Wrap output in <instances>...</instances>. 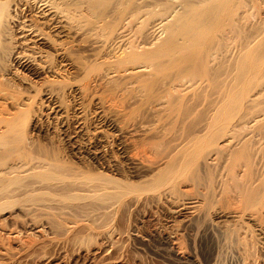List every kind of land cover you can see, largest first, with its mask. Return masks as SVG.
I'll return each mask as SVG.
<instances>
[{"label":"bare ground","instance_id":"6f19581e","mask_svg":"<svg viewBox=\"0 0 264 264\" xmlns=\"http://www.w3.org/2000/svg\"><path fill=\"white\" fill-rule=\"evenodd\" d=\"M107 1L108 0H0V60L5 61L7 63H11L9 62V59L10 58L14 59L15 60V71H20V73H22L21 79L23 81H28V79L26 78L27 76L31 78L30 81H32L33 83H38L37 87L30 86V85L26 86L27 89H30V88L35 89L31 93H28L27 90L23 92L20 88L21 86L18 85V83L17 84L14 83V81L13 83H11L10 77L7 80H8V83L10 84L9 86L12 87L11 89L10 87L5 88L3 87L2 84H0V186L2 184H5L8 187L6 191L5 186H3V189H5L4 190L5 192L1 191L3 190L2 187L0 188L1 189L0 190V212L5 211L6 209L7 210L14 209L15 206L18 205L19 200L22 201L19 203V205L21 203L24 204L23 198L27 196L28 198L32 197L35 194L36 190H38L35 188L36 186L34 187V183H32L31 187L29 186L30 189H27V190L24 189L26 192L22 193L21 191V193H19L21 196H25L21 198V196H19L18 194L17 196L14 195L15 192L17 193V190L19 188V186H17L18 184L15 186V181L17 182L18 180L19 183H21L20 182V179H21L22 184H23V180H24V185H26L27 182L25 181L27 180L24 179L25 177H28V180L30 181L31 179L32 180L34 179L33 181H37V182H38V179H37L38 177L40 178L39 180L40 183L41 184L43 183L42 186L46 187L45 189L47 191L45 192H48V191L50 192L51 189H52L51 190L52 192L54 191L60 192L61 194L60 199L61 201H64L62 205L63 209H61L62 208L61 205L59 206L60 210L62 211L64 210V208L66 209L67 208L70 209L74 207L81 208V207H84L85 205H89L87 203L91 202L93 203V205L95 206L97 205L96 207L91 205V207L96 208V209L99 208L97 209V211H94V215L106 214V216H108L111 214V213L108 214V212H112V213L115 212V214H117L116 211L119 210L120 212V205L123 204V206L126 208V209H124V207L122 208V210L124 209V213H125V210L135 211L141 207L144 213L153 215V213L160 212V214L166 219L175 218L176 216H179L182 219L187 220L188 222H195L196 224H200L201 222L202 224H205L208 227L215 226L219 230L218 234L222 235L223 239H225L226 241V245L224 244L225 246L222 245L223 242L220 243L221 246H212V249L210 251L211 257L209 256L211 260L205 264H224L225 260H227L226 258L228 255L231 256L228 259L231 260V258H233V260L235 261V264H264V259H263L264 257L262 255L264 253V246H259V244H261L260 241L264 239V140H263L264 139V116L259 117L258 115L257 116L251 115V117H249L250 115L248 116L246 113H244L245 115L239 114V111L242 109H245V108L248 109L250 108V106L252 107L253 105L255 107V103L258 100V97L255 96L253 93H251L252 88L254 87V81L252 80L251 77L252 76L257 77L259 75V77L262 76L261 78H264L263 77V74H264V61H263L264 60V45L262 44L264 42V39H262L264 37V31H263V34L261 33L262 35L259 34L260 37L258 36V34L257 36L255 35L253 39L249 40V42L251 41L249 43L247 40L250 36L248 31L246 30L247 31L246 35L248 34L249 36L246 38L245 35L243 34L245 33L243 32L244 29L240 27L243 33L240 32L239 35L243 37L240 38L241 41H239V44L236 42L238 44L237 46L238 51L236 55L232 56L231 54V57L232 58L234 57V58L233 59L231 58L230 60L229 57H226V55L228 54L226 53L224 56V52H223V54H220V55H223V57H226V59L223 58V60L220 61V56H218L219 64L216 63L215 66L213 65L215 68H213L211 61H213L212 59H215V58H213L211 55L213 54L212 50L210 52L211 54H209L208 49H205V48H207L210 44L215 42L214 40L216 39L217 36L215 37L214 40L211 38L212 41L211 39H209V36L212 37V34L210 33L214 31V28L217 29L215 25L219 24L218 25L219 28L223 27V25L219 23L218 21L221 20L222 15L225 13V9L229 3L228 2L229 0H219L218 2H215L217 0H214V3H213V0L212 1L211 0H200V2L198 3L199 7H201L200 5H203L204 3L209 4L210 2L211 4L210 6H208L207 4H206L207 6H205L204 4V7L202 6L203 8L202 7L196 8L195 4L190 3V1L188 0L190 3L189 4L185 0L186 1L185 6H186V9H188V10L184 9L186 15L185 13L183 14L185 15V17L184 15H183V18L181 15H179L180 17L178 18L176 16L177 24L180 21L185 20L184 22L185 25L183 24V22H181V24L184 25V28H182L180 25H178L179 28L178 26L177 27L175 26V28L174 27L172 28L169 25L171 23L168 22V20L172 19L173 16L168 15L166 16V18H164V16L169 12V10L173 9L172 6L173 7L176 6L174 4H171V7H170V4H169L170 0H169V3H168V0H138L136 2L137 4H133L130 11H129L130 6L128 5L133 3L132 0H114L115 2L113 5L114 12L111 11L110 15H113L115 17L112 16L113 18L111 17L112 21L110 22H114L113 25H116L115 22L116 23L119 22V23H117V26L113 28H112L113 26L112 25L111 26L112 29L110 28L111 30L108 29L109 34L108 32H105L106 35L108 34L107 37L106 35H104V33L102 34V36L100 35L101 37L100 39L102 40L101 43L99 42V38H97L98 34L96 35L94 34V36L92 34L93 37L96 36L95 38L98 39V41L95 44V46L98 45L96 46V48H98L97 52L96 51L94 52L96 56L94 57L95 61H92L94 63L96 62L97 65L91 64V63L90 65H88V61L86 64V61L84 62V57H83L84 55H80L79 58L78 57L76 58L78 60L75 59V62L77 61L76 62L77 65L74 66L75 65L74 60H73L74 58L73 59L71 58L72 48L75 46L76 48L79 49L80 47L78 45L85 43L86 39L84 40V38L86 37L85 35L86 32L84 31L86 29L85 27L87 24L86 23L87 14L90 13L91 8L96 9V7H93L94 4L96 6L100 4L102 5L104 4V2H106L107 4ZM135 1L136 0H134V2ZM185 1L183 0V2ZM106 4L104 5L105 8L107 6ZM177 4H179V6L184 5L182 3H177ZM122 5L124 6V10H123ZM126 5L128 6V9H125ZM104 6L102 7L104 8ZM185 6H183L182 8H184ZM120 7H122L123 11L118 10ZM156 8H159V9L161 8V9L160 10L157 9L158 12H156ZM112 10H113V7H112ZM126 10L129 12L128 13L124 12ZM142 12H144L145 17L147 15V19L150 16H153V18H156V16H160L162 14L161 18H163L165 22L159 18V21L162 20L163 22V23H160V27L163 26L164 24V26H166L164 27V29L166 28L165 30L166 31L168 30V31L166 32L164 30V32H166L165 33L166 35L164 34L165 35L164 40H162L163 38H161L162 40L161 43L158 44V39L156 42H152L153 44H151V46H147L149 44L142 45L141 43L140 44L138 43V41L140 40L139 39L140 37L138 35L139 32H136V30L140 28V26L144 28V25H143L144 23L147 24V19L144 17ZM159 13L160 15H158ZM97 14H100V13H97ZM106 14L107 13H105V15L103 16L102 14L100 15V19L97 21L98 22L97 25L99 28L96 27L95 28L96 31L97 29L104 31L108 27V25L106 27V23L110 19V15H106ZM139 14L143 15V17H140V18L142 19L144 18L145 21L143 20L144 21L143 24L141 23L142 21H140L139 23L140 26L138 24V27L134 31L135 29L134 27L136 26V23H134L135 24L134 27L129 26V25H131L132 23L131 19H133V16H134V19H136L137 18L136 16H138L139 18L140 16ZM179 14L181 13L179 12ZM98 16L99 15H97V18ZM170 16L172 18L167 19ZM75 18H77L78 22ZM223 18L224 17H222V20ZM73 19H75L77 23L76 26L75 24H71L74 21ZM149 20H152V18L151 19L149 18ZM172 20H173L172 23L176 21L174 20V18ZM129 21L130 23L127 26L126 22H129ZM159 21L155 22L156 26H157V22L159 23ZM165 23H169V24L166 25ZM70 24L76 27L75 34L76 35L80 34L81 36V38L78 39L77 41L79 43H76L77 45L73 44L74 39L72 41H69V36L71 35V32L74 30V29L72 30V26ZM93 24L95 25V22H93ZM171 25L174 26V24H171ZM145 28L143 30H145ZM88 31L89 33L87 34L89 35L92 30L90 31L89 29ZM125 31L134 33L135 36L138 35L139 40H137L133 34L126 35L127 32L126 34L123 35L122 33ZM141 32L143 31H140V34ZM145 32L146 31L143 32L144 35H145ZM148 32L151 33V31H148ZM213 36H214V33H213ZM16 38H18V41L16 40ZM135 39L137 40V42H135ZM217 39H219L217 40L218 42L221 40V38H218V37ZM261 40H263L262 43H260ZM207 41L208 42L210 41V42L208 43ZM92 42H93V39H92ZM216 42L213 43L214 44L213 46H215V44L217 45V47H218V44L219 46H221L220 43L217 44ZM13 44L15 47H17V49H15V47L12 46ZM84 46H86V44H84L83 47ZM91 46H93V44H91ZM203 46H206V47L203 48ZM252 46L254 49L252 48L251 50ZM208 48L210 51V48L212 47L209 46ZM224 48L226 47L225 46L222 47V49ZM78 49L76 50L78 51ZM193 49H194V52H196V50L198 51V50L203 49V51L201 52L202 54H205V55L206 53H208L205 58H203L202 56L199 57L200 60H204L203 64H205L204 63L205 61L208 62L207 64H205L204 67L202 66V63L199 61V59H198L199 62H197L198 65L200 63V66H201L200 68H201L202 73H203L202 68L206 71L205 69L206 65L208 66L210 65V67L212 66V68L208 67L211 70H208L207 68L208 72H206L205 75L202 73L201 74L202 76H204V78L205 76H207L206 80L204 79L207 83L205 81L204 82L207 85L209 84V86H211L213 89H215L214 90L215 92L214 93L212 92L213 94L210 93L211 95H213L212 96L213 98L208 99V102H207V99L204 100L203 102L206 101L207 104L206 103L205 104L211 105L212 108L214 106L217 107L216 104L217 105L219 104L217 109L213 108L214 109L213 115L205 116V118L203 116L202 119L196 118L198 116L196 114L197 110L195 109H199V108L197 107L195 108L194 101L197 98V96L195 95L193 90L195 89L194 88L195 85L197 86V84L203 83V79H202V76H200V74H196V73L192 74V72L194 71H191V70H193L194 67H193V63L190 58L192 57L193 60L195 61V59H197L196 55L199 54V52H196L197 54L194 53L195 57L191 56V54H193L191 53L193 52ZM219 49L221 51L220 47ZM188 50L189 52L191 50L192 51L189 54H187L188 53L187 52L186 53L187 55L184 54L185 51H188ZM204 50L206 52H204ZM216 52H219V50ZM94 53H91V55H93ZM80 54H82V52H80ZM110 54H112L113 56H111V60L108 62L110 58H108L107 56H109ZM215 54L218 55L217 53ZM73 55H74V52H73ZM188 55H190L191 57L189 58ZM76 56H78V54ZM104 57L108 58V60L106 61L107 64L105 63L101 64V62L100 64H98V60L96 59L99 58L101 61V58L105 59ZM187 57L189 61L186 59ZM208 57H210L209 60H207ZM190 61H191V64L190 65L188 64L189 68H191L190 70L189 68H186L185 70L180 69L181 68L180 66H178L180 67L179 69H175L177 67V63L178 64L183 63L186 66L185 62H190ZM215 61H218V60H215ZM220 62H223V63H220ZM147 64L154 66V69L150 68L151 66H149L150 70L153 69L152 71H154L155 73L154 75L156 76L154 83L156 85H157V82L160 84V90L163 91L165 96L168 97L169 93L176 92L175 95L176 94L180 95L178 96L179 98H177V101H180L182 103V100L186 98L189 102L192 103L191 105L192 107L188 105V102L187 104L183 102L184 105L186 106L185 107L186 109H187V106L190 107V109L188 108L189 114L186 111L187 116H182L183 111L181 110L182 111V114L180 115L181 117H178V116L176 117L175 115L176 118L175 117L172 118L173 120L172 121L170 120V122L162 121L161 118H159L160 120H157L158 119L157 117L156 119L157 123L153 127L151 126V124H150V127L147 124L148 126L138 125V127L134 129L131 128L129 139L131 138L132 139L130 140L131 142L130 141L129 142L131 143L132 148H131V151L127 152L128 156L130 154L128 158L129 160L131 158L130 160L131 163L125 166L126 171L122 168L123 166L119 164L120 163L119 160L118 161L115 160L114 155L110 156V154L107 155L103 151L99 150V151H95L94 153H92L93 159L98 162L102 161V163L101 162L99 163L100 166L101 165L104 166L101 169H107L109 171H114L116 173L115 175H108L100 171L98 173H95V175H90V174H93L94 168L99 169L98 167H94L95 165L94 162H93L94 164L93 168L90 163L87 164L84 162L79 164L78 167H76L72 165L73 163L72 164L70 163L71 161L69 162V160L67 161L63 158V155L65 154L61 155L59 152L55 151V146H54L55 152L52 151L51 153H49L46 150V148L44 149L40 146L41 143L39 144L36 143L38 141H36V139H34L31 136L32 131H36L37 125H41L40 127H37V129L38 128L41 129V127L43 126L42 124L44 122V119L48 117L49 118L51 117L52 119H55V120H57L56 118H59V119L62 118V115H64V113H66L67 111L65 110L66 106H68L65 103V100L72 93L73 95H76L74 94V92L79 93L81 98L88 97V96L91 97L94 95L95 89H91L90 82H84L82 84V81H84L83 79H85V81L91 80L88 72H90L93 75L91 77L92 78L91 82L93 83L95 82L96 83L95 86L98 88L105 87L106 83H110V84L112 83L115 86L117 83H116L114 75H117L116 74L117 72L118 74H120L119 71H121V69L124 70V71L122 70L123 71L122 73L128 72L130 74L129 78H126V81H124V84H127V83L132 84L136 82L140 86L142 85L150 86L151 88V84L153 85L152 83L153 81L150 79L151 76L149 75H152L151 74L152 71H149L148 69H146L148 67ZM183 64L181 65L183 66ZM196 64H194V66ZM87 65L88 66L92 65V66L91 68H87ZM99 65H102V66L107 65L108 66L107 68H109L108 71L107 69L103 67L105 69L104 70L105 73H103V70L100 69L102 70L101 71L102 74H101V72H98L100 68ZM169 65L172 66V68L168 69L169 74L168 75L166 74V76L162 77V75H165L163 74V72L168 73L165 67L168 68ZM93 66L94 67L96 66L95 69H97L96 77L94 76L96 72L90 71V70H94L92 69ZM142 67L144 70L143 73H144L145 78H143V75L141 76V74H138L139 76L134 78L133 75L140 72ZM139 68L140 70L137 71ZM73 69L77 70V72L79 71V73L82 72L83 74H85L82 76L87 77L88 75L87 78L89 80H86V78L84 77H81V79L79 80L77 77H75L76 81L72 83L73 84H76L75 82L78 83L77 79L79 80L80 83H78L79 85L77 88H73L74 85L72 83H69L70 76L72 75ZM195 69H197V67ZM147 70L149 71L147 73L148 74L147 78L150 77L148 80L146 79V76H145L146 75L145 71ZM155 70L157 72H155ZM201 71L199 70V72ZM23 73L24 74L26 73L25 74L26 76H24ZM122 73L121 75L123 76L127 74V73L126 74H122ZM156 73H159L161 75L160 77H162V80L160 79L159 81L158 79V81H156L157 76L159 77V75H156ZM188 73H190V76L188 75ZM81 74L79 76H81ZM191 75H193L192 79H190ZM130 76H133V78L137 79V81H134L132 77L131 78L133 80L130 79ZM93 77H95L94 80H93ZM120 77L119 78L117 77L116 79H120ZM184 78L189 79V82L188 80H185L188 82V84L186 82L185 83L189 85L188 90L190 89L189 90L190 93H187L188 95L185 94L186 85L183 82ZM250 78H251L250 84H248V81ZM128 79H130V81L132 82H128ZM149 80L151 82L148 84L147 82ZM121 82L120 83L123 85V81ZM260 82L261 81H259V83ZM189 83H191V85ZM205 83H203L204 86L206 85ZM251 83H252V87L249 86L251 85ZM155 84H154V88L159 86V85L156 86ZM182 84L184 85V87H182ZM108 86L110 85H107V87ZM120 86H118V88H120ZM181 87L185 89V91L183 92L185 95H181V92L183 91ZM118 88L117 90H119ZM145 88L146 87H142V90H144V92H147L149 87H147L148 88L147 90H145ZM198 88H196L197 89L196 92L198 91ZM127 89L129 90L130 86L127 88H124L125 91L120 90L119 94L121 95L122 92L127 93L128 92ZM152 89L151 90L149 89V91L152 92L153 91ZM108 90L109 89H107V91ZM112 90H114L112 91L114 93L119 92V91H116L114 87L112 88ZM206 90L208 91V94H209L210 92L209 88H207ZM110 92L107 94L109 95L108 97L110 98V94H113L111 97L116 98L114 97L115 94L112 92L110 93ZM129 92H128V95H129ZM150 92H147L146 95L149 96ZM203 92H205V89ZM134 93L136 94V92ZM25 94L26 96L24 97ZM100 94L102 95V93ZM152 94H154V92ZM208 94L207 96H204V97L208 98ZM161 95L162 93H160V97L156 98V100L157 99L158 100L167 99V97L165 98L164 96H161ZM41 96L44 97L45 100L41 98ZM103 97L105 100V96H102V98ZM108 97L106 98L108 99ZM144 97L146 98L145 95ZM113 98H110L109 100ZM119 98H116V99L119 100ZM122 99H124L123 96L121 100ZM150 99L151 98H149V100ZM115 101L118 102L117 100ZM168 102H171V101H168ZM197 102L195 101V103ZM7 104L11 105L12 109L7 110L5 107ZM174 104H176V102H174ZM168 105L169 107L172 106L170 104ZM165 106H167V104ZM260 107H262V105ZM212 108L210 110H212ZM178 110L180 109L178 108ZM208 111L209 110H207V113ZM132 113H134V110ZM168 113L171 114L170 112ZM178 113H181V112H177L176 114L178 115ZM199 116L201 117V114ZM167 120H168V117H167ZM130 123L133 124L132 122ZM125 126L123 125L124 128H127L128 126L127 122ZM120 129L122 130V127ZM126 131H129V130H126ZM91 138L93 137H90L89 140L88 139L86 140L91 142L90 141ZM103 138L105 140L106 137H103ZM98 141L100 142L101 140L98 139ZM156 141H159V142L164 141L163 147L162 145L160 146L158 143H156ZM101 142L102 144H106L105 143L106 141L105 142L101 141ZM51 146H53V144ZM56 149H58V146ZM81 150H82L81 147H78V152L81 153ZM49 151L51 150L49 149ZM36 152H37V155H36ZM40 152H43V153H40ZM66 158H69V157L66 156ZM116 175L117 177H115ZM22 184H19L20 185L19 191L21 190L23 186ZM8 185H13L12 187H15V188L18 187L17 190L13 194H11L13 196L3 194L11 190ZM40 190H44V189L40 188ZM38 193L39 192H37V194ZM43 194H46V193H43ZM184 196H187V197L190 196L188 197L190 202L183 203L182 199H184ZM34 198L36 199L37 197L34 196ZM178 198L180 200H178ZM30 200L27 199L26 201L29 202ZM49 201L52 202V200L50 199ZM86 201H90V202H86ZM178 201L181 203H178L179 205H176L175 211L167 208V205L169 204V202L177 203ZM57 202H59V200ZM65 202L68 203V207L64 205ZM59 204H61V202H59ZM20 206L22 207V205ZM34 207L36 208V206ZM16 208L18 209V207ZM85 208H84V212L86 213L89 210V208L88 209L87 207ZM23 210L21 212V210L19 209V211L22 213V217L24 218L22 219L23 221L20 220L21 222L18 220L19 218L17 219L18 220L17 222L15 218L17 215L15 214L11 215V220H13L14 222L12 223L14 224L12 226L14 227L12 228L10 227L11 231L9 230L8 232H9V235H13L11 238L14 240V242L15 241L19 242L17 240L21 241L22 239V237L20 238L21 236L20 231H18L17 228L20 227L23 229L24 227L29 226V225L36 227L38 223L42 222V221L41 222L37 221V220H40V217H38L35 220L34 214L36 213H31L29 211L23 212ZM62 211L60 212L61 214L64 212ZM34 212H36V210H34ZM74 212L75 211L73 209L72 213ZM81 213L82 211L79 214ZM65 214L66 213H64V215ZM83 214L84 213H82L81 216H83ZM161 215H158V216H161ZM85 216H88V214H85ZM53 217H55L57 220L59 219V221L63 219V218H60L59 216H58L59 218H57L56 216H53ZM102 217H105V216L102 215ZM89 219L90 218L86 219V221ZM95 219L92 217V219H90L89 221L92 220L94 224ZM67 220L71 223L76 224L75 227H77L80 219L78 220V222L77 220L76 222H73L74 219L71 221L69 220V217H68ZM82 220H85V219H82ZM64 221H65V218L61 222H64ZM167 221L169 222L170 220H167ZM172 221H175V220L172 219ZM54 223L52 224L53 226L51 230H53L54 227L57 228L56 226H54L55 225ZM1 224L2 223L0 221V231H6L4 229V225L2 227ZM56 224L61 225V223H56ZM80 224L82 225V223ZM93 224H91L92 227L94 226ZM64 226L65 228L62 229V231L65 232L66 226H68L67 227L68 229L69 226H73V224L64 225ZM174 226L177 228L175 223L173 225V229H174ZM195 227H199V226L195 225ZM201 228H202V225H201ZM87 229H89V227ZM57 230H61V228L59 227V229ZM53 231L55 233L56 230L54 229ZM36 232L39 233V236L42 235L41 234L42 231L40 232L39 229ZM66 232H68V230H66ZM102 232H104L105 234L107 233L108 237L111 235L109 232H105V231H102ZM104 233L101 234V237L102 235H104ZM108 237L105 239L109 240ZM218 238H221V237H218ZM223 239L221 240L219 239V242L223 241ZM9 241L10 239H8V242ZM22 241H24V239H22ZM27 241H30V240H27ZM168 241L170 243V248H169L170 252L174 254L175 256L184 260L186 256L184 257L183 251H181L182 249L179 248L178 245H175L179 243L177 242L178 239L175 240L177 243H174V241L171 242V239ZM227 241L229 242V246H227L228 244ZM80 242H83V241H80ZM232 244H234V246H232ZM2 246L4 245L2 244ZM193 263L198 264L196 259H194ZM199 264L201 263L199 262Z\"/></svg>","mask_w":264,"mask_h":264},{"label":"rangeland","instance_id":"374dc122","mask_svg":"<svg viewBox=\"0 0 264 264\" xmlns=\"http://www.w3.org/2000/svg\"><path fill=\"white\" fill-rule=\"evenodd\" d=\"M108 1H107V4H106V2H104V4H102V5L100 4V5H97V6L94 4L93 7H96V9L95 8L94 9L91 8L90 9V13L88 11L89 14H87V16H86L87 17L86 18V23L87 24H86V27H85L86 29L84 31V32H86L85 33L86 37L84 38V40L86 39L85 40V43L78 45L81 49L80 48L78 49L75 46L72 48V57L71 58L72 59L74 58L73 59L74 60V64H75L74 66L77 65L76 64L77 61L75 62V59L77 57L79 58L80 55H84L83 56L84 57V62L86 61V64H87V61H88V65H90V63L91 64H96V62L95 63L92 62V61H95L94 60L95 59L94 57H96L94 52L95 51L97 52V49H98V48H96V46H98V45L95 46V44L98 41V39L95 38L96 36L93 37L94 34L95 35L98 34L97 35V38H99V42L101 43L102 40L100 39L101 38L100 35L102 36L103 33H104V35H106L105 32H108L113 27H116L117 26V23H119V22H117V23L115 22L116 25H113L114 22H110V21H112L111 20V17L113 16V15H110V14H111V11L114 12V6L113 5H114L115 2H114V0H108ZM132 1H133V3L130 4V5H128V6H130L129 7V11L131 10L133 4H137L136 2L138 0H136L135 2H134V0H132ZM176 1L177 0H170V3H169V0H168V3L170 4V7H171V4H174L176 6H174V7L172 6L173 9H171L169 7L171 10H169V12L166 15L164 14L165 15L164 18H166V16H168V15H171V16H173L174 20H176V21H174L172 23V21H173L172 19L173 18L171 16L169 18H167V19L172 18V19L168 20V22H170L171 24H174V26H172L169 23H165L166 25L169 24L172 28L173 27L175 28V26L177 27L178 25H180L182 28H184V25H185L184 22H185V20L184 21H180L177 24V18L180 17L179 15H181L182 18H183V15H184L183 13H185L184 9H186V6H185L186 1L188 3L190 1V3L195 4V7L196 8L197 7L198 8H201L202 6L204 7V4H205V6H207V5L210 6L211 5L210 2H209V4L208 3H204L203 5H200L201 7H199L198 3L200 2V0H189V1L188 0H186V1L184 0L185 2H183V0H178L179 2L178 1L176 2ZM218 1L219 0H217L215 2H218ZM228 2L229 3H228V5H227V7L225 9V13L222 15V17H224L223 20H222V17H221V20L218 21L219 23H221L223 25V27L222 28H219L218 27L219 24L218 25L216 24L215 26H216L217 29L214 28V31H212V33H210V34H212V37L209 36V39L212 38L213 40L215 39L216 36L218 38H221L222 41L220 40L219 42L217 41V40H219V39H217V37L214 40L215 42L217 41L216 42L217 44L220 43L221 46H219V44H218V47H217L216 44H215V46H213L214 45L213 43H215V42H213L212 44L209 45L210 47H212V48H210V51H209V48H208L209 46L207 48H205V49H208L209 54H211L210 53L211 50H212V53L214 54V55L211 54L212 57L215 58V59H212L213 60V61H211L212 63L210 62L212 64V66L213 65L215 66L216 63L219 64L218 63L219 62V57L218 56H220V61H221V60H223V58L226 59V57H229L230 60H231V58H232L231 57V54H232V56H235L236 55V53L238 51L237 46L239 44V41H241L240 38L243 37V36H240L239 35V33L242 32L241 31V28L244 29L243 32H245V33H243V32L242 33L245 35L246 38L250 35L249 38L247 39L248 42H249L250 39H253V37H255V35L256 36H257V34H258V36H259V34L262 35L263 34V31H264V0H229ZM177 3H182V4H184L183 6H185V7L182 8L183 6L182 5L179 6V4H177ZM213 3H214V0H213ZM105 4L107 5L106 8L104 6ZM99 6H101V7H99ZM102 6H104V8ZM128 6L126 5L125 6L126 7L125 9H128ZM112 7H113V10H112ZM122 7H123V10H124V6L123 5H122ZM122 7H120L118 10L123 11L122 10ZM187 8H188V6H187ZM229 8L231 9V11H230ZM102 9H103V11H102ZM157 9H159V8H156V12H158ZM186 10H188V9H186ZM129 11L126 10L124 12L128 13ZM103 12H104V14H103ZM179 12L181 14H179ZM186 12H188V11H186ZM91 13H92V15H91ZM97 13H100V14H97ZM105 13H107L106 15H110V19L106 23V27H107V25H108V27L104 31L103 30H98V29L96 31L95 28L98 27V25H97L98 22L97 21L100 19V15L102 14V16H103V15H105ZM142 14L144 15V12H142ZM142 14H139L140 15L139 18H138V16H136L138 19L136 17H135L136 19H134V16H133V19H131L132 23L129 26H133L134 27L135 26L134 23H136V26L134 27L135 28L134 31L138 27V24L140 23V21H142L141 22L142 24L145 21L144 18L143 19L140 18V17H143ZM97 15H99L98 18H97ZM158 15H160V13ZM185 15H186V13H185ZM185 15H184V17H185ZM148 16H149V14H148ZM176 16H177V18H176ZM113 17H115V16H113ZM144 17H145V15H144ZM161 17H162V14L160 16H156V18H153V16H150L149 17L150 19L151 18H152V20L154 19L152 21V20H149V18L147 19V15H146L145 18L147 19V24L149 22H150L149 24H151V23L152 24L151 25L148 24V26H147V24L144 23L143 24L144 25V28L146 27L145 30H143L144 28H142L140 26V24H139L140 28H138V29H140V30L137 29L136 32H139L138 35H139L140 38L138 37V35L135 36L134 33H130L129 31H125L122 34L124 35V34H126V32H127L126 35L133 34L134 37L137 40L140 39L138 41V43L139 44L141 43L142 45L149 44L147 46H151V44H153L152 42H156L157 39H158V44H159V43H161L162 40H164L165 35H166L165 33L168 31V30L167 31L165 30L166 28L164 29V27H166V26H164V24H163V26L160 27V23H163L162 22L163 18H161ZM159 18L162 19V20L159 21ZM75 19L77 20V18H75ZM75 19H73V20L75 21ZM87 19H89V20H87ZM179 19H181V18H179ZM91 20H93V21H91ZM138 20H139V22H138ZM186 20H188V19H186ZM74 21L72 23L71 22H69V23L75 24V26H76L77 23H76V21L75 22ZM117 21H119V20H117ZM156 21H159V23L157 22V26L155 24ZM222 21H223V23H222ZM77 22H78V20H77ZM93 22H95V25L93 24ZM166 22H167V20H166ZM181 22H183L184 25H182ZM126 23H127L126 25L128 26V24L130 23V21L129 22H126ZM190 24H192V23H190ZM71 26H72V30L73 29L74 30L73 31L71 30L72 32H71V35L69 36V41H72L74 39L73 40V44L79 43L77 41H78V39L81 38V36H80V34L79 35L78 34L76 35L75 34L76 27H74V25H71ZM111 26H112V28H111ZM178 28H179V26H178ZM178 28H176V29H178ZM89 29H90V31L91 30L92 31L88 35L87 33H89V31H88ZM161 29H162V31H161ZM154 30H155V32H154ZM164 30L166 32H164ZM246 30L248 31L249 35L248 34L246 35V33H247ZM134 31H132V32H134ZM140 31H143V32L146 31L147 33L145 32V35H144V33L141 32V34L143 36L142 37L141 34H140ZM148 31H151V33L148 32ZM222 32L225 33V34H223ZM231 32H232V34H231ZM213 33H214V36H213ZM92 34H93V36H92ZM108 34H109V32H108ZM215 34H217V35H215ZM107 35H106V37H107ZM235 35H236V37H235ZM161 38H163V39L161 40ZM222 38H224V39H222ZM92 39H93V42H92ZM136 39H135V42H137ZM212 39H211V41H212ZM262 39H264V37ZM16 40L18 41V38H16ZM87 40H88V42H87ZM262 41L263 40H261L260 43H262ZM100 43H98V44H100ZM208 43H207V45H208ZM224 43H226V44H224ZM84 44H86V46L83 47ZM91 44H93V46H91ZM222 44L226 48L222 49V47H224ZM262 44L264 45V42ZM12 46L15 47L14 44ZM88 46H89V48H88ZM253 46L251 47V50H252ZM204 47H206V46H203V48ZM219 47L221 48V51L222 52L220 51ZM90 48H91L92 51L90 50ZM213 48L216 49V50H214ZM15 49H17V47H15ZM76 49H78V51ZM217 49L219 50V52H216V51H218ZM201 51H203V49L198 50V51L196 50V52H199V54H197L196 52H194V49H193V52H191V53H193V54H191V56H193V57H195L194 55L197 54L196 55L197 59H195L196 62L193 60V58L190 55H188L189 58L191 57L190 59H191V61L193 63V67H194V68L192 67L193 70H191V71H194V72H192V74L193 73H196V74H200V76H202V74L205 75V73L208 72L207 71V68L208 67L209 68H212V66L210 67V65L209 66L206 65V68H205L206 71L202 68V70H203V73H202L201 68H200L201 67L200 66V63L198 65L197 62L200 61L202 63V66L204 67L205 64H207L208 62L205 61L204 62L205 64H203V61L204 60H200L199 57L202 56L203 58H205L208 53H206V55H205V54H202ZM249 51H250V49H249ZM73 52H74V55H73ZM80 52H82V54H80ZM190 52L188 50V51H185L184 54H186V53L189 54ZM204 52H206V51L204 50ZM223 52H224V56H225L226 53L228 55H226V57H223V55H220V54H223ZM91 53H94V54L91 55ZM215 53H217L218 55H216ZM77 54H78V56H76ZM200 54H202V55H200ZM186 55H185V57H186ZM198 55H200V56H198ZM111 56H113V55L110 54L109 56H107L108 58H110L109 60H108V58H105V57H104L105 59L101 58V61L99 59L100 57L98 59H96V60H98V64H100V62H101V64H104V63L107 64L106 61L108 60V62H109L111 60ZM203 58H201V59H203ZM186 59L188 60V57ZM198 59H199V61H198ZM209 59H210V57L207 58V60H209ZM76 60H78V59H76ZM215 60H218V61H215ZM191 61L190 62H185L186 63V66L183 63H181V64H183V66L180 63L179 64L177 63V67L175 66L176 68L175 67L174 68L175 69H179L181 67L180 69H184L185 70L186 68H189L188 64L190 65L191 64ZM214 61H215V63H214ZM9 62H11V63H7L5 61H1L0 60V84H2L3 87H5V88H9L10 87L9 86L10 84L8 83V80L7 79L10 77L11 83H13V81L16 84L18 83V85L21 86L20 88H21V90L23 92L26 91V90L28 91V93H31L32 91H34L35 89H33V88L27 89L26 86L27 85H30V86H36L37 87V84L38 83H33L32 81H30L31 78L27 77L25 75L26 73L25 74L23 73V75L26 76V78L28 79V81H23L21 79L22 73H20V71H15V60L10 58L9 59ZM223 62H220V63H223ZM194 64H196V65L194 66ZM88 65H87V68H91L92 65L91 66H88ZM139 65H141V64H139ZM99 66H100V68H99V71L98 72H101L103 70V73H105L104 70L107 69V71H108V69H109V68H107L108 67L107 65L106 66L99 65ZM136 66H138V65H136ZM149 66H151L150 68H153L154 69V66H152V65L149 64L148 67L146 68L149 71H152L153 70V69L150 70ZM169 66H168V68L165 67L166 68V71H168V69L172 68V66H170V67ZM178 66H180V67H178ZM198 66H199V68H198ZM214 66H213V68H215ZM95 67L94 66L92 67V69H94V70H90V69H88V70H90L91 72H96L95 75H94L96 77V75H97V71L96 70L97 69H95ZM196 67H197V69H195ZM174 68H173V70H174ZM209 68H208V70H211ZM100 69H102V70H100ZM190 69L191 68H189V70ZM198 69L201 72H199ZM74 70L75 69L72 70V75L73 76L72 75L70 76L69 83H72V82L74 83V81H76L75 80V77H77L79 80L81 79V77H84V78H86V80H89L87 78L88 75H87V77L86 76H82V75H85V74H83L82 72H81L82 73L81 74V73H79V71L77 72V70H75V71ZM122 70L123 69H121V71H119L120 74H118V72H117L116 73L117 75H114L115 80H116V83H117L115 85L116 87L112 83H111L112 85L110 83H106L105 84V87H100V88H98V87L95 86L96 85L95 82L94 83L91 82L92 81V78L91 77L93 75L90 72H88L89 75H90L89 77H90L91 80L85 81V79H83L84 81H82V84L84 82H90L91 89H95V93L93 95L94 98H93V96H91V97L88 96V97H84V98L82 97L81 98L80 95H79V93L74 92V94H76V95H73V93H72L65 100V103L68 105V106H66V109H65V110H67L66 111L67 115H66V113H64V115H62V118H60V119L59 118H56L58 121L55 120V119H52L51 117L50 118L48 117V118L44 119V122L42 124L43 126L41 127V129L40 128L37 129V127H40L41 126V125H37L36 131H32V135L31 136L34 139H36V141H38L36 143H38V144L41 143L42 145L40 144V146L42 148H44V149L46 148V150L49 153H51L52 151L53 152L57 151L61 155L65 154V155H63V158L65 160H67V161L69 160V162L71 161L70 163L71 164L73 163L72 165H74L76 167H78L79 164H81V163L84 162V163H87V164L90 163L92 165V168H93V165H94L93 162H94L95 163L94 167H98L99 169H95L94 168L93 169V174H90V175H95V173H98L100 171L102 173H106L108 175H115L116 172H114V171H109L107 169H101V168L104 167L103 165H101V166L99 165V163L100 162L102 163V161H100V162L95 161L93 159V156H92L93 154L92 153H94L95 151H99L100 150V151H103L104 153H106L107 155H109V154H110V156L111 155L112 156L114 155L115 160H117V161L119 160L120 163L119 162L118 163L121 164V166H123L122 168L126 171V167L125 166L127 164L129 165V163H131V161H130L131 158H130V160L128 158L130 156V154H129V156L127 155L128 154L127 152L131 151V148H132L131 147V143H130L131 142L130 140L132 138L129 139L130 138L129 135H130L131 128L134 129V128L138 127V125H145V126H148L149 125V127H150V124L153 127L157 123L156 122L157 117H158L157 120H160L159 118H161L162 121L170 122V120L171 121L173 120L172 118H174L175 115H176V117L177 116L178 117H181L180 115L182 114V111H183V114H184V115L182 114V116H187L186 114L188 112V108L190 109V107H192L191 106L192 103L189 102L186 98L185 99L187 101L185 99H183L184 101L182 100V103L180 101H177V98H179L178 96H180V95H178V94L175 95L176 92L175 93H169L168 94V97L165 96V94L163 93V91L160 90V84L158 82H157V85L154 83L155 78H156V76L154 75L155 74L154 71H152V73H151L152 75H149V76H151V78L150 77L149 78L153 81L152 82L153 85L151 84V88H150V86H143L142 84H141L142 86H140L136 82L135 83H132V84L131 83L124 84V81H126V78H129V75L130 74L128 72L122 73L124 71V70L123 71ZM139 70H140V68L137 71H139ZM142 70H143V67L141 68L140 72L136 73L137 75L136 74L133 75L134 78L135 77H138L139 76L138 74H141V76L143 75V78H145L144 77V73H143L144 70L143 71ZM148 70L145 71L146 72V75L145 76H146V79L147 80L149 79V78H147V76H148L147 73L149 72ZM187 71H188V69H187ZM155 72H157V71L155 70ZM162 72H163V70H162ZM172 72H174V71H172ZM197 72H199V73H197ZM121 73L122 74H126L127 73L128 75L126 74V75L123 76V75H121ZM80 74H81V76H79ZM101 74H102V72H101ZM163 74H165V75H162V77L163 76H166V74L168 75L169 74V71H168V73L163 72ZM156 75H159V77L161 76L159 73H156ZM188 75L190 76V73H188ZM133 76H130V79H132ZM192 76L193 75H191L190 79H192ZM95 77H93V80H94ZM117 77L118 78L120 77V79H116ZM159 77L157 76L156 81H158V79H159V81H160V79L162 80V77H160V78ZM261 77L262 76L259 77V75L257 77H255V76L254 77L253 76L251 77L252 80L254 81V87L252 88L251 93H253L255 96L258 97V100L255 103V107L253 105L252 107L250 106V108H248V109L245 108V109H242L240 111L238 110L240 115L246 113L248 116L250 115L249 117H251V115L252 116H255V115L257 116L258 115L259 117L260 116H264V83H263L264 82V80H263L264 78H261ZM263 77H264V74H263ZM206 78H207V76H205V78H204V76H202L203 83L206 82L205 81ZM251 78L249 79L248 84H250ZM78 79H77V81H78V83H80ZM130 79H128V82H132V81H130ZM185 80H188V82H189V79H185V78L183 79V82L184 83L186 82L188 84V82L185 81ZM121 81H123V85L121 84L122 83ZM134 81H137V79H134ZM253 81H252V83H253ZM255 81H257V82H255ZM259 81H261V82L259 83ZM150 82L151 81L149 80L147 83L149 84ZM75 83L76 84H73L74 85L73 88H77L78 85H79L77 82H75ZM186 83H185V85L187 87L185 86V89H186L187 92L185 91L184 88H182V87H184V85L182 84V87L181 88L183 89V91L181 92V95H185L187 93H190L189 92L190 89L188 90L189 85H187ZM203 83H201V84L199 83L201 87L199 86V84H197V86L195 85L194 86L195 89L193 90L194 93H195V95L197 96V98L195 99V101L197 102V100H198V102H197L198 104L195 103V101H194L195 108L196 107L199 108V109H195L198 112V113L196 112V114L198 116L196 118H198V119H202L203 116L205 118V116L213 115V113H214L213 112L214 111L213 108H216L217 109V107L219 105V104L218 105L216 104L217 107L214 106L212 108L211 105H209V104L206 105L207 104L206 101L203 102L206 99H207V102H208V99L213 98L212 97L213 95H211V94H213L215 92L214 91L215 89H213L211 86H209V84L208 85L206 84L207 82L205 83L207 86L206 85L204 86ZM252 83L249 86L252 87ZM154 84L156 86L159 85L158 86L159 88L158 87H155L154 88ZM189 84L191 85V83H189ZM255 84H256V86H255ZM107 85H110L111 88H110V86L107 87ZM120 85H122V86H120ZM128 85L130 86V89L131 90L130 89L129 90L127 89V91L128 92L129 91L130 92L132 91L131 94L129 92V95H128V92L127 93L126 92H122V91H125L124 88L129 87ZM118 86H120V88H122V89L118 88ZM123 86H125V87H123ZM113 87H114V89H116V91H119V92L118 93L112 92V91H114V90H112ZM142 87H146L145 90L148 89L147 87H149L150 90L153 87V89H152L153 91L150 92L149 89H148L147 92H150L149 93V96H148V95H146L147 92H144V90H142ZM198 87L200 89L202 88L203 90L202 89L200 90ZM11 88L12 87H10V89ZM117 88L119 90H117ZM196 88H198V91L197 92H196V90H197ZM207 88H209V91H210L209 94L211 93L210 95L208 94V91L206 90ZM107 89H109L108 90L109 92L111 91L112 93L115 94L114 97H116V98L121 97L122 98V96H123L124 99L127 100V101H125L124 99H122L124 101L123 102L121 100V98H119V100H118L116 98L111 97L113 94H110V98H113V99L109 100L110 99L108 97L109 95H107L109 92L107 91ZM139 89H141V90H139ZM204 89H205V92H203ZM120 90H122L121 91L122 92L121 95L119 94L120 93ZM140 91L143 92V94L146 96V98L144 97V95ZM184 91H185V94L183 93ZM134 92H136V94ZM153 92H154L155 95L152 94ZM100 93H102V95ZM133 93H134V95H133ZM160 93H162L161 96H164L165 98L167 97V99H165V100L164 99L163 100L162 99H160V100L157 99L156 100V98H159L160 97ZM206 93L208 94V98L204 97V96H207ZM150 95H151V97H150ZM25 96H26V94L24 95V97ZM102 96H105V100H104V97L102 98ZM106 97H108V99ZM135 97H136V99H135ZM141 97L144 99V101H143V99ZM199 97L200 98L203 97V98L200 99ZM41 98L44 99V97H42V96H41ZM149 98H151V99L149 100ZM114 99L117 100L119 103L116 102ZM139 99H140V101H139ZM173 99H174V101H173ZM180 99H181V97H180ZM145 100H146V102H145ZM112 101H114L116 103H114ZM168 101H171V102H168ZM174 102H176L177 105L174 104ZM183 102L185 104H187V102H188V105H190V107L187 106V109H186L185 108L186 106L184 105ZM155 103L158 104V105H156ZM166 104H167V106H165ZM168 104H170L172 106L169 107ZM200 104H201V106H200ZM179 105H180V107H179ZM259 105L260 106L262 105V107H260ZM174 106H176V107H174ZM5 107H6L7 110L12 109V106L9 105V104H7ZM168 107H169V109H168ZM206 107H208V108H206ZM178 108L180 110H178ZM211 108H212V110H210ZM251 109H252V111H251ZM110 110H112V111H110ZM133 110H134V113H132ZM166 110H168V111H166ZM202 110H203V112H202ZM207 110H209L208 111L209 115L207 113ZM168 112H170L171 114H169ZM177 112H181V113H178V115H177L176 114ZM252 112H254V113H252ZM188 114H189V112H188ZM200 114H201V117L199 116ZM167 117H168V120H167ZM169 117H170V119H169ZM163 118H164V120H163ZM152 119L153 120L155 119L154 120L155 123H154V121ZM129 121L132 122L133 124H131ZM126 122H127V125L128 126H127V128H124L123 125L125 126L126 125ZM84 125H86V126H84ZM121 127H122V130L120 129ZM128 127H130V128H128ZM126 130H129V131H126ZM100 135L102 136V138H101ZM57 137H58V139H57ZM90 137H93L90 140L91 142L88 141ZM103 137H106L107 140H106V138L104 140ZM56 139H57V141H56ZM86 139H88V140H86ZM98 139L101 140V141H104V142L106 141L105 142L106 144H102L101 141H100L101 142L100 143L98 141ZM160 141H161V139H160ZM58 143H59V145H58ZM156 143H158L160 146L162 145V147L164 145V141H162V142L156 141ZM52 144H53V146H51ZM129 144H130V146H129ZM49 145H50V147H49ZM54 146H55V151H54ZM57 146H58V149H56ZM78 147H81V149H82L81 150V153L78 152ZM52 148H53V150H52ZM49 149L51 151H49ZM40 153H43V152H40ZM36 155H37V152H36ZM66 156L69 157V158H66ZM90 158H91V160H90ZM22 175H24V174H22ZM115 177H117V175ZM24 179L27 180L25 182H27L29 185L27 183H26V185H24V180H23V184H22V180L20 179V182L21 183H19L18 180H17V182L15 181V186L18 184L17 186H19V188L18 187L15 188V187H12L14 185V183L12 181L13 185H8L11 190L10 191L8 190L9 192L3 193V194L13 196L11 194H13L17 190V188H18L17 193L15 192L16 194L14 193V195L17 196V194H18L19 196H21L19 193H21V191H22V193L23 192H26L24 189H26V190L27 189H30L32 183H34V187L36 186L35 188L38 189V190H36L35 194L32 196L33 198L32 197H29L28 198V196L27 197L21 196V198L25 197V198H23L25 201L27 199L30 200L32 198L29 202L28 201L25 202L22 199L23 202H24V204H22V203L20 204V205H22V207L19 205V203L22 202V201L19 200L18 205L15 206L14 209H9V210L6 209L5 211L0 212V221L2 223L1 225H2V227L4 225V229L6 230V231H0V235H1L0 236V264H194L193 263L194 259H196V261H197L198 264H199V262L201 264H205V263H207V262H209L211 260V258H210L211 257V252L210 251L212 249V246H221L220 243H222V242H223L222 243L223 246L226 245L225 239H223V236L222 235L218 234L219 230L215 226L208 227L205 224H202L201 222H200V224H196L195 222H188L187 220L182 219L179 216H176L177 218L175 217V218L166 219V218H164L160 214V212H156L157 214L156 213H153V215H150V214L144 213V211H142V208L141 207L139 208L140 210L138 209L141 212H139L138 210H135V211L134 210L133 211L132 210H125V213H124V209H126V208L122 204V205H120V212H119V210L116 211L117 214H115V212H113V213L112 212H108V214H110V213L111 214L108 215V216H106V214H102L103 216H105V217H102L101 214H100L101 216L99 214L94 215V211H97V209H99V208L96 209V208L91 207V205L92 206H95V205H93V203H91L90 201H86V202H90L91 204L90 203H87L89 205H85L84 207H81V208H75V207L74 208H70V209L69 208H67V209L64 208V210H63L64 212H63L62 210H60V207H59L60 205L62 206L63 205V202H64V201H61V199H60L61 198L60 197V195H61L60 192H57V191H54V190H53L54 192H52L51 191L52 189L51 190L49 189L50 192L49 191L48 192H45V191H47L45 189L46 187L45 186H42L43 183L42 184L40 183V181H39L40 178H38V177H37V179H38V182L39 183L37 181H33L34 179L33 180L31 179V181L28 180V177H25ZM37 179H35V180H37ZM28 181H30V182H28ZM19 184H22L23 185V186L21 185L22 188H21L20 191H19V189H20V185ZM3 186H5L6 191H7V189H8L7 185L2 184L0 186V188L2 187V189H3ZM23 187H25V188H23ZM40 188H43L44 190H40ZM4 190L5 189H3L1 191L2 192H5ZM41 191H43V192H41ZM37 192H39L40 194L39 193L37 194ZM43 193H46L48 195L43 194ZM49 193H51V194H49ZM50 195H51V197H50ZM34 196H36L37 198L35 199ZM186 197L187 196H184V199H182V202L183 203L190 202V200L188 198L190 196H188L187 198ZM191 197H193V196H191ZM49 199L52 200V202L49 201ZM58 200H59V202H61V204H59V202H57ZM178 200H180V199L178 198ZM176 201H177V199H176ZM191 201H192V199H191ZM66 203L67 202H65L64 205L66 207H68V203H67V205H66ZM178 203H181V202H179V201L177 203L176 202H174V203L169 202V204L167 205V208L170 209V210H174L175 211L176 210V205H179ZM34 206H36V208ZM16 207H18V209ZM29 207L31 208V210H30ZM85 207H87V209L89 208V210L86 213L84 212V208ZM123 207H124V209L122 210ZM19 209L21 210V212L24 209L23 212L24 211H26V212L29 211L31 213H36V214H34L35 215V220L38 217H40V220H37V221L38 222H41L42 221V222L41 223H38V225H36V227L35 226H32V225L26 226V227L23 228L24 231L20 227L17 228V230L20 231V235H21L20 238L22 237V239H24V241H22V239H21V241L20 240H17L19 242H16V241L14 242V240L11 238L13 235H9V232L8 231L9 230L11 231V228L14 227V226H12V225H14V224H12L14 222H13V220H11V215H13V214L17 215L15 218H16V220L19 218L18 219L19 221L22 220V219H24L22 217V213L19 211ZM61 209H63V206H62ZM73 209L77 213H75V212L72 213V210ZM34 210H36V212H34ZM51 210H53V211H51ZM61 211L63 212L62 213L63 215L60 213ZM81 211H82V213H84L83 216H85V214H88L89 217L88 216H85V217L81 216L82 213L79 214ZM89 212L90 213L93 212V213L90 214ZM99 212H101V211H99ZM99 212H97V213H99ZM56 213H57V215H56ZM64 213H66L65 215H67V216H65ZM67 213H69V214H67ZM45 215H46V217H45ZM51 215L56 216L57 218H59V217L60 218H63L62 220H64V218H65V221L64 222H61L62 220L59 221V219L57 220L55 217H53ZM158 215H161V216H158ZM195 216H196V214H195ZM68 217H69V220H71V221L74 219L73 222H76V220L78 222V220L80 219L79 220V224L82 223V225L81 224L79 225L77 223L78 226L75 227L76 224L69 222L67 220ZM73 217H75V218H73ZM92 217L94 219L96 218L94 220V224H93L92 220L89 221L90 219H92ZM98 217H99V219H98ZM88 218H90V219L86 221V219H88ZM82 219H85V220H82ZM172 219L175 220V221H172ZM18 220H17V222H18ZM167 220H170L169 221L170 223ZM54 221H55V223H54ZM57 221H59V222H57ZM52 222L55 224L54 226L57 227V228H55V227L53 228V230L54 229L56 230L55 233H54L53 230H51L52 229V226H53L52 225L53 224ZM47 223H49V224H47ZM56 223H61V225H58ZM174 223L177 226V228L174 226V229H173ZM71 224H73V226H69L68 229H67L68 226H66L65 232H66V230H68V232H66V234H65V232L62 231V229L65 228L64 225H71ZM91 224H93L94 226L92 227ZM57 225L61 228V230H57V229H59V227ZM102 225H103V227H102ZM195 225L196 226H199V227H195ZM201 225H202V228H201ZM17 226H19V225H17ZM61 226H63V227H61ZM78 227H80V228H78ZM88 227H89L90 230L87 229ZM212 227L213 228L215 227L216 229L214 228L215 229L214 230ZM208 228H210V229H208ZM38 229L40 230V232L42 231V233H41L42 235H40V236H39V233L36 232V231H38ZM205 229H207V230H205ZM72 230H74L75 232L72 231ZM102 231L109 232L111 235L108 237V234L107 233L105 234ZM205 232H206V234H205ZM102 233H104V235H102V237H101V234ZM77 234H79V235H77ZM107 237L109 238V240L105 239ZM110 237H111V239H110ZM172 237H173V239H172ZM216 237H217V239H216ZM218 237H221V238H218ZM86 238L89 239V240H87ZM175 238L178 239L177 242H179V243H177L175 241L176 240ZM8 239H10L9 242H8ZM26 239L27 240H30V241H27ZM170 239H171V242L174 241V243H177L175 245H178V247L182 249L181 251H183L184 257L186 256L187 258L185 257L184 260H183V259L175 256L174 254H172L170 252V249H169L170 248V243L168 241ZM219 239L220 240L223 239V241H220L219 242ZM1 240H2V242H1ZM95 240H96V242H95ZM80 241H83V242H80ZM216 242L219 243V244H217ZM260 242H261V244H259V246H264V239L261 240ZM227 243H228L227 246H229V242L228 241H227ZM2 244L4 246H2ZM232 246H234V244H232ZM262 255L264 257V253ZM229 257H231V256H229V255L227 256V258H226L227 260H225V263L224 264H235V261L233 260V258H231V260H230V259H228Z\"/></svg>","mask_w":264,"mask_h":264}]
</instances>
